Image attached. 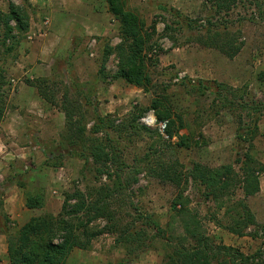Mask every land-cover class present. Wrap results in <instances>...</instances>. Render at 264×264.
Wrapping results in <instances>:
<instances>
[{"label":"rangeland","instance_id":"rangeland-1","mask_svg":"<svg viewBox=\"0 0 264 264\" xmlns=\"http://www.w3.org/2000/svg\"><path fill=\"white\" fill-rule=\"evenodd\" d=\"M73 1L86 6L99 3V0ZM206 1L127 0L128 7L145 19L147 27L152 29L154 22H157V33L153 38L157 47L149 56L159 61L156 65L150 64L152 61L149 62L150 71L156 82L170 83L167 93L173 107L175 111L184 114L190 126L182 129L180 133H195L194 137L200 141L198 145L189 149L170 144L175 143L177 138L170 139L165 129L147 125L143 121V118L150 114L156 117L153 110L139 119V126L146 125L151 129H158L161 138L157 135L153 137L143 129L133 132L128 128L121 133L112 131L111 134L121 143L123 157L130 167L146 153L154 152L156 159L152 156L151 162L147 160L141 164L139 182L133 184L131 191L127 192L128 197L120 204L127 205L124 209L131 211L132 214L135 211L134 206L139 207L141 213H157L165 227L172 221V225L167 229V236L170 237L172 233L173 237L184 235V224L177 218L172 220V201L178 193V187L156 174L158 165L163 162L173 164L179 161L185 166L184 170L191 169L195 162L216 167L232 163L236 158L237 148V124L232 114L222 111L214 116L211 112L210 97L198 98L188 94L179 84L177 77L170 81L171 76L177 74L180 78L190 76L218 80L236 87L247 86L248 96L264 100V18H261L264 15H257L256 21L236 23V28L233 29L240 37V41H243V47L233 58L227 57L216 48L192 40L188 31L176 34V42L163 34L165 27L163 17H170L169 13L164 11V6L175 7L192 18H202L207 15L209 9ZM11 2L23 6L28 11L30 28L21 40L18 58L9 59L5 64L6 76L12 86L6 116L0 125V189L3 192L1 200L5 212L15 221L16 226L21 227L33 216L57 215L62 210L65 193L73 191L75 186L82 190H93L102 183H110L106 176L99 180L92 175L87 179L83 178L82 161L76 156L68 155L64 149L62 141L66 135L67 119L60 108L64 93L69 91L71 100L81 104L82 113L85 114L84 121L88 127L92 125L93 107L101 113L113 114L121 122L135 112L138 114L139 108L150 105L153 94L128 84L125 80H111L112 74L118 69V59L114 54L106 64L109 78L104 80L103 74L99 72L106 44L116 46L121 41L119 22H115L116 25L109 26L106 30H86L83 27L58 30L53 23L57 20L58 9L62 10L59 4L56 6L59 0H45V3L40 0H0V10L7 11ZM79 7L78 5L75 11H78ZM240 9L241 13H244L243 7ZM239 11L233 15L234 18ZM66 17L71 20L76 19L77 15ZM58 36L62 39H57ZM164 67L168 68L165 72L162 70ZM45 72H48V75H45ZM42 77L52 79L49 85L54 91L56 104L46 100L37 87L27 82V79L36 80ZM87 96L90 98L91 106L86 105ZM76 117L80 119L81 114L77 113ZM157 121L166 122L158 119ZM260 131L255 140V154L264 164V116L260 122ZM48 158L63 159V166L49 167L45 164ZM236 168L238 169V166ZM18 173L22 175L19 176ZM14 175L15 179L20 177L25 179L27 187H39L45 191L46 205L43 208L29 209L25 205V190L20 185L12 183ZM236 188H233L234 192L224 199L223 204L219 200L207 199L196 183L192 179L189 180L185 195L191 200L190 208L197 211V218L201 221L205 233L215 238L216 243H221L213 235L219 227L217 221L227 226L232 224L233 218L240 211L232 208L241 199H245L256 217L263 218L264 172L260 175V191L255 195L245 196L242 189ZM126 218L130 219L129 216ZM105 224L104 219L93 223L98 226ZM258 224L264 225V222ZM250 229L259 233L258 244L252 254L260 250L264 252L262 228L252 226ZM115 237L116 234L111 232L96 237L92 247L87 250L95 251L87 264H133L139 259L132 261L137 255L143 256L145 253H149L151 257L146 260L148 264L150 262L161 264L163 261L166 250L161 241L155 244L158 250L139 251L133 256L123 246L115 243ZM3 243L5 248L7 243L0 241V245ZM83 251L81 253H86L84 249ZM86 255L83 254L82 257L86 259ZM72 257L67 260V264H76L74 256ZM77 259H81L80 255ZM164 261H167V258ZM214 263L217 261L212 262ZM252 263L259 262L254 261L250 264Z\"/></svg>","mask_w":264,"mask_h":264},{"label":"trees","instance_id":"trees-1","mask_svg":"<svg viewBox=\"0 0 264 264\" xmlns=\"http://www.w3.org/2000/svg\"><path fill=\"white\" fill-rule=\"evenodd\" d=\"M106 1L109 12L119 22L121 41L116 46L106 44L99 72L103 74L104 80L109 78L106 64L114 54L118 59V69L112 74L111 80H125L128 84L151 92L153 97L150 105L139 108L138 114L135 112L121 122L113 114L101 113L93 107V121L88 127L81 104L71 100L69 91L64 93L60 106L67 119L66 135L62 141L64 149L68 155L76 156L82 161L83 178L87 179L92 175L99 180L106 176L110 183H102L93 190H82L75 186L73 191L65 193L62 210L57 215L33 216L21 227L16 226L15 221L5 212L1 200L3 192L0 189V234L6 237L10 264H67L74 248L88 250L96 237L109 232L115 233V243L123 246L133 256L139 251L158 250L155 244L161 241L166 250L161 264H212L215 260L217 264H250L254 261L264 264V252L261 250L245 255L222 242L216 243L215 238L205 233L197 218V211L190 208L191 200L185 195L190 179L204 192L207 199L219 200L223 204L224 199L234 192L233 188L242 189L245 196L255 195L260 191V175L264 172V164L255 154V140L261 132L264 100L248 96L247 86L236 87L218 80L190 76L180 78L177 74L170 78L172 81L177 77L179 84L194 97H210L213 115L228 111L237 124L236 158L232 163L210 167L195 162L191 169L184 170L185 166L179 161L173 164L163 162L155 171L164 180L178 187V193L172 201V220L177 218L184 224V235L173 237L171 232L172 236H167V229L172 221L165 227L157 213H141L139 207L132 205L135 210L132 214L124 209L127 205L120 204L128 197L127 192L131 191L133 184L139 182L141 164L147 160L151 162L155 154L146 153L130 167L123 157L121 143L111 135L112 131L121 133L128 128L133 132L143 129L153 137L157 135L161 138L158 129L139 126V119L153 110L159 121H166L165 132L169 138H177L175 143L170 141V144L189 149L200 141L194 137L195 133H180L182 129L190 126L184 114L175 111L173 107L167 93L170 83L156 82L150 71L149 62L156 65L159 61L149 56L157 47L153 40L157 33V22L150 29L145 19L128 7L127 0ZM206 3L209 9L202 18H192L175 7L164 6V11L170 17H163V34L176 42V34L188 31L192 40L216 48L229 58L235 57L241 51L243 41H240L233 28H236V23L256 21L257 15H264V0H207ZM242 7L244 13H241ZM238 10L240 11L234 18L233 15ZM29 28L30 15L23 6L11 2L7 11L0 10V125L6 116L12 86L6 76L5 64L9 59L18 58V48ZM238 32L240 35L239 30ZM162 70L165 72L168 68L164 67ZM51 81L50 77L27 79L30 85L39 89L46 100L56 104L54 91L49 85ZM86 98V105L91 106L89 96ZM77 113L81 114L80 119L76 117ZM63 163V159L48 158L45 161L49 167L63 166ZM15 176L12 179L16 182L12 180V183L24 188L25 205L29 209L43 208L46 205L45 191L39 187H27L25 179H15ZM232 209H240L232 224L227 226L217 221L219 227L239 236L250 235L256 238L258 231H252L250 227L257 226L262 228L264 238V225L258 224L256 215L245 199H241ZM99 219L106 220V224L93 225ZM140 256L137 255L132 261ZM166 258L167 261H164Z\"/></svg>","mask_w":264,"mask_h":264},{"label":"crops","instance_id":"crops-1","mask_svg":"<svg viewBox=\"0 0 264 264\" xmlns=\"http://www.w3.org/2000/svg\"><path fill=\"white\" fill-rule=\"evenodd\" d=\"M40 1H43V3H45V0H40ZM58 4L60 7H62V10L58 9L57 20L53 23L54 27L57 28L58 30L59 29L67 30L75 27H79V28L83 27L86 30H93V29L106 30L108 29L109 26L116 25L115 22H118L116 19H114L113 21V16L109 12V8L106 0H99V3L96 2L94 4H87V6L85 4L80 5L79 3H76L73 0H59V2L56 3V6ZM78 5L80 6L79 10L75 11V8L78 7ZM74 14L77 15L76 19L71 18V20H68V18L66 17V16L73 17ZM74 20L77 21L74 22ZM75 24L77 25L74 26ZM57 39H62V37L58 36ZM45 75H48V72H45ZM262 216L263 218H260L258 216L256 217L258 222H264V214H262ZM213 235H215L218 238V240L223 244L234 247L238 251L244 253L245 255L252 254L258 244L257 237L255 238L250 235L239 236L237 234H234L232 232L223 229L222 227H218L217 230L214 231ZM0 241L6 242L4 235L0 234ZM2 245L3 248H1ZM2 245H0L1 246L0 264H10L6 243H5L6 246L5 248H4V243ZM85 251L86 253H81L84 252L83 249L75 248L72 251L69 258L71 259L73 258L72 256H74V260L76 264H82V262H84V264H87L90 256H92V254H95V251H90V252L87 250ZM81 254L82 255L87 254L86 259H84ZM79 255L81 259H77ZM148 258H151L150 254L145 253L143 256H140L139 259L133 264H148L146 261ZM149 264H152V262H150Z\"/></svg>","mask_w":264,"mask_h":264},{"label":"built area","instance_id":"built-area-1","mask_svg":"<svg viewBox=\"0 0 264 264\" xmlns=\"http://www.w3.org/2000/svg\"><path fill=\"white\" fill-rule=\"evenodd\" d=\"M143 121L147 124V125H152V126H157L159 127L161 130H164L166 127V122H159L157 121V118L153 115H147L146 117L143 118Z\"/></svg>","mask_w":264,"mask_h":264}]
</instances>
